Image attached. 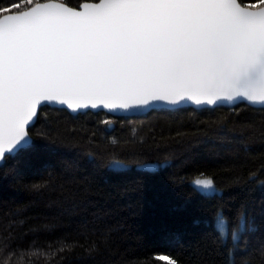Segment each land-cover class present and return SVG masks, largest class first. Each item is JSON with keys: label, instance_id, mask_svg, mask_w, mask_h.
<instances>
[{"label": "trees", "instance_id": "obj_1", "mask_svg": "<svg viewBox=\"0 0 264 264\" xmlns=\"http://www.w3.org/2000/svg\"><path fill=\"white\" fill-rule=\"evenodd\" d=\"M45 1L0 0V10L9 8L0 16ZM55 1L77 8L99 0ZM55 109L43 107L32 129L47 149L0 166V264H168L156 259L165 253L180 264H230L214 230L218 212L230 224L246 214L248 255L264 264V111L238 104L114 117ZM49 129L48 140L37 135ZM113 160L124 167H109ZM200 173L222 196L195 190Z\"/></svg>", "mask_w": 264, "mask_h": 264}, {"label": "snow or ice", "instance_id": "obj_2", "mask_svg": "<svg viewBox=\"0 0 264 264\" xmlns=\"http://www.w3.org/2000/svg\"><path fill=\"white\" fill-rule=\"evenodd\" d=\"M84 8L36 4L0 19V165L47 149L32 139L43 101L77 114L98 104L179 108L185 97L197 105L239 98L264 111V10H246L237 0H104ZM102 123L110 127L112 121ZM49 132L37 135L46 141ZM109 167L124 165L113 160ZM191 183L206 198L222 196L204 173ZM214 230L229 248L230 264H253L244 239L252 231L246 214L230 224L218 212ZM156 259L180 264L167 253Z\"/></svg>", "mask_w": 264, "mask_h": 264}, {"label": "water", "instance_id": "obj_3", "mask_svg": "<svg viewBox=\"0 0 264 264\" xmlns=\"http://www.w3.org/2000/svg\"><path fill=\"white\" fill-rule=\"evenodd\" d=\"M102 2H104V0H99L97 2H83L77 8L70 7V6L64 4V3L60 2V1H55V0H49V1L41 2V3H37V4L54 3V4H59L61 6L70 7L74 11L84 12L85 11L84 5H88L89 8H92V7H95L96 5H98V4L102 3ZM237 3L241 7L245 8L246 10H252V11L264 10V5L256 7V8H251V7H247V6L241 5L238 0H237ZM35 5L29 7L28 9H25L23 11H27L30 8L35 7ZM23 11H21V12H23ZM17 13H19V12H17ZM17 13H6L4 15L17 14ZM4 15L0 16V19H2ZM42 103L44 104V107L64 109L71 115H78V114L86 113V112H92V113L104 112V113H106L108 115H111V116H114V117H139V116H144V115L150 113L151 111L160 110V109L176 110V109H182V108H192V109H195V110H201V109L218 108V107L232 108V107H235L238 104H246V105H248L250 107L260 109L258 106H253L251 104H248L247 102L239 103V98H236L235 102L234 101H229L227 99H219V100H216L213 105H208L206 103H202L200 105H197L195 103V101L187 99V97H185V99H183V100H181L179 102L180 103V107L179 108L171 106V105H169V104H167L165 102H156V106L154 108H140L138 106L133 105V107H130L128 110H124V109L110 110V109H106L102 105L98 104L97 105V109H92L91 106L89 105L88 108H86V109L78 110L77 114H73L72 111L67 108V105H59V104H56L54 102L52 106H49L47 101H43ZM6 155H7V153H6Z\"/></svg>", "mask_w": 264, "mask_h": 264}, {"label": "rangeland", "instance_id": "obj_4", "mask_svg": "<svg viewBox=\"0 0 264 264\" xmlns=\"http://www.w3.org/2000/svg\"><path fill=\"white\" fill-rule=\"evenodd\" d=\"M247 7H250V6H247ZM251 8H256V7H251Z\"/></svg>", "mask_w": 264, "mask_h": 264}]
</instances>
